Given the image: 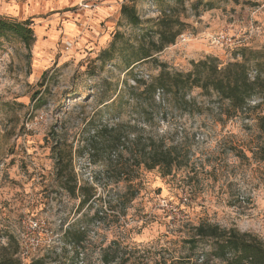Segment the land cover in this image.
Wrapping results in <instances>:
<instances>
[{
  "label": "rangeland",
  "instance_id": "obj_1",
  "mask_svg": "<svg viewBox=\"0 0 264 264\" xmlns=\"http://www.w3.org/2000/svg\"><path fill=\"white\" fill-rule=\"evenodd\" d=\"M120 1L95 30L85 21L95 12L82 1L0 0V16L30 18L36 39L29 49L14 37L0 43V235L7 220L42 217L50 232L43 264H107L104 255L108 264L199 263L209 245L192 250L186 241L202 223L264 243V161L256 152L264 91L242 111L200 89L156 92L152 100L138 81L149 83L159 66L129 67L122 52L147 38L157 17L171 15L181 34L153 55L171 72L207 57L219 67L242 62L236 51L243 48L264 54V0H137L138 27L120 16ZM115 32L122 36L116 55L101 63ZM221 33L231 46L214 43ZM105 127L123 143L112 156L90 150ZM149 137L175 151L182 166L167 176L136 168L137 145ZM57 151L70 155L77 188H89L83 206L78 191L59 186Z\"/></svg>",
  "mask_w": 264,
  "mask_h": 264
},
{
  "label": "trees",
  "instance_id": "obj_2",
  "mask_svg": "<svg viewBox=\"0 0 264 264\" xmlns=\"http://www.w3.org/2000/svg\"><path fill=\"white\" fill-rule=\"evenodd\" d=\"M137 0H128L122 3L119 14L128 24L133 27L142 25V21L137 14L135 2ZM184 0H175L177 4H182ZM236 1V0H233ZM197 3L196 5H198ZM30 18L17 20L0 16V43L8 37L18 39L29 49L35 42V34L31 27ZM182 23L171 15H161L157 17L154 26L149 30V36L143 38V41L136 48L123 46L122 52L128 51L126 63L131 65L152 60L159 66V73L149 83L138 81L153 100L156 92L172 94L178 97L184 95L192 89H200L202 93L210 94L214 92L221 100L229 102L233 111H242L247 102L260 91H264V54L259 51H252L246 48L239 49L236 54L240 55L242 62L227 63L219 67L215 59L207 57L197 62H192V69L187 72H171L166 64L158 63L153 57L154 54L161 52L165 47L173 45L176 38L181 34ZM153 35L156 36L154 39ZM122 36L115 32L108 47L100 51L97 59L105 63L114 59L117 52L116 43ZM121 51V50H120ZM119 54V53H118ZM122 54V53H121ZM255 72L251 79L249 77L250 68ZM43 74V78L45 75ZM37 94V93H36ZM43 105L38 102L35 109ZM259 129L263 137V143L258 147L257 153L259 159L264 161V115L260 117ZM123 146L121 136L115 128L107 127L100 129L97 141L90 145V150L97 155H111L116 153ZM135 167L142 166L148 171L157 170L161 176L170 175L174 168L182 166L178 154L164 147V145L149 137L145 144L137 145ZM70 155H65L60 151L55 154L56 178L59 180V186L62 190L71 196H75L78 191L81 197L80 205L83 206L90 196L89 188L86 186L78 187L70 168ZM124 173V172H123ZM127 179L126 181H129ZM34 216V215H32ZM11 221V220H7ZM6 233H1L0 238L6 237L7 244L0 247V264H21L17 257V243L9 229L5 225ZM67 233V232H66ZM65 235H68L65 234ZM76 242L81 241V237L75 236ZM189 249L196 248L199 244H208L210 251L204 254L203 259L195 264H264V243L250 237L246 233H240L237 230L223 229L217 225L199 224L194 229L193 238L186 241ZM49 246H43L35 257H32L29 264H43V259L48 254ZM46 251V252H45ZM107 255L103 256V262L109 263Z\"/></svg>",
  "mask_w": 264,
  "mask_h": 264
},
{
  "label": "built area",
  "instance_id": "obj_3",
  "mask_svg": "<svg viewBox=\"0 0 264 264\" xmlns=\"http://www.w3.org/2000/svg\"><path fill=\"white\" fill-rule=\"evenodd\" d=\"M79 5L83 9L93 10L96 8L97 3L88 0L82 1ZM233 42V39L227 37L224 33L219 34L214 39V43L221 46H231ZM8 225L17 243V255L22 262H28L32 257H35L39 250L46 246L48 240H50L48 224L42 217L24 215L17 220L8 221ZM19 229L25 231L22 232Z\"/></svg>",
  "mask_w": 264,
  "mask_h": 264
},
{
  "label": "crops",
  "instance_id": "obj_4",
  "mask_svg": "<svg viewBox=\"0 0 264 264\" xmlns=\"http://www.w3.org/2000/svg\"><path fill=\"white\" fill-rule=\"evenodd\" d=\"M81 1L83 0H73L74 3H79ZM90 1L97 3L96 8L93 9L95 12V16L92 19L87 17L85 21L88 22L89 26L93 27V29L95 28L96 30V27H100V23L105 21L106 16L111 14L112 11L116 10L118 3L117 0H90ZM124 1H128V0H121L120 3L122 4ZM98 8H101L102 11L101 12L98 11ZM83 15L86 16L85 13H83ZM83 15L80 14L78 16L83 17ZM86 22H84V24Z\"/></svg>",
  "mask_w": 264,
  "mask_h": 264
}]
</instances>
